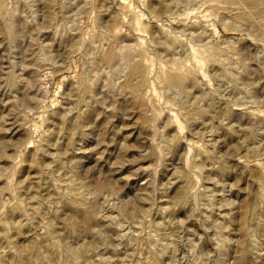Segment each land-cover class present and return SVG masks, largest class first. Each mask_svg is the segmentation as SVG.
Masks as SVG:
<instances>
[{
    "label": "rangeland",
    "instance_id": "obj_1",
    "mask_svg": "<svg viewBox=\"0 0 264 264\" xmlns=\"http://www.w3.org/2000/svg\"><path fill=\"white\" fill-rule=\"evenodd\" d=\"M0 264H264V0H0Z\"/></svg>",
    "mask_w": 264,
    "mask_h": 264
},
{
    "label": "bare ground",
    "instance_id": "obj_2",
    "mask_svg": "<svg viewBox=\"0 0 264 264\" xmlns=\"http://www.w3.org/2000/svg\"><path fill=\"white\" fill-rule=\"evenodd\" d=\"M171 79V78H170ZM174 82L178 83L180 80V76H174V78H172ZM179 84V83H178ZM178 86V85H177ZM199 94V93H198Z\"/></svg>",
    "mask_w": 264,
    "mask_h": 264
}]
</instances>
